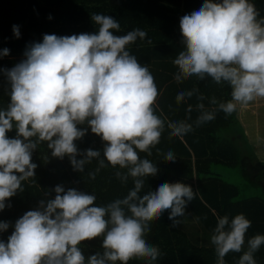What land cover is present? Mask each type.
<instances>
[{"label":"clouds","instance_id":"9594fccd","mask_svg":"<svg viewBox=\"0 0 264 264\" xmlns=\"http://www.w3.org/2000/svg\"><path fill=\"white\" fill-rule=\"evenodd\" d=\"M258 17L250 0H205L199 10L180 18L184 50L173 60L176 82L211 78L231 88L227 102L211 99L216 109L197 104V127L214 120L216 111L231 115L264 97V18ZM91 19L97 32L44 34L42 42L26 46L21 62L0 69L11 85L10 103L0 110V211L10 207L6 201L18 190L23 191L22 182L35 176L32 154L41 142H47L53 157L67 156L80 173L98 160L97 169L88 173L92 180L106 167L105 160L126 169L115 175L124 183L131 177L134 187L125 197L97 206L94 193L55 186L54 199L40 200L36 210L15 222L7 242L0 240V264H128L133 257L147 258L151 264L161 253L144 238L149 222L169 211L170 227H178L187 205L199 194L198 189L176 182L141 195L145 178L157 175L158 168L139 152L152 155L150 149L159 143L166 123L155 114L159 93L152 73L127 50L137 39L145 40L147 33L137 28L117 36L113 30L120 31L121 26L111 16L93 13ZM13 33L20 37L18 26H13ZM8 55L9 49L0 50V57ZM198 91L179 92L177 103ZM85 123L105 142L104 159L98 150L78 151L74 142L88 131L78 125ZM14 126L17 135L9 138L6 134ZM167 128L170 137H183L193 131V124L167 121ZM164 159L174 162L176 156L168 151ZM9 226L0 221V233ZM250 227L251 221L242 213L231 219L217 217L211 236L217 264H226L229 252L242 251ZM97 237H103V252L86 260L80 245ZM262 245L264 235L248 239L237 264H257L254 254Z\"/></svg>","mask_w":264,"mask_h":264},{"label":"trees","instance_id":"16d2710c","mask_svg":"<svg viewBox=\"0 0 264 264\" xmlns=\"http://www.w3.org/2000/svg\"><path fill=\"white\" fill-rule=\"evenodd\" d=\"M250 2L259 12L258 19L264 18V0ZM204 3L205 0H0V50L9 49L8 56L0 57V69H11L21 62L26 46L42 42L44 34L71 36L97 32L98 26L91 19L93 13L111 16L119 22L121 29L113 30L114 35H125L137 28L147 33L145 40L137 39L127 46V50L152 73L159 93L154 105L158 106L155 114L166 119V123L159 143L150 149L152 155L139 152L142 159L151 160L158 168L157 175L145 178L141 195L155 191L163 183L182 182L194 191L199 190L187 205L186 215L180 218L178 227H170L169 211L149 222L150 231L144 238L161 253L151 264H217L211 242L217 217L227 215L231 219L242 213L251 221L244 248L240 253L229 252L224 258L226 264H237L246 250L247 240L257 234L264 235V159L249 142L238 111L231 115L216 111L214 120L198 127L195 125L200 115L197 104L203 103L206 110L216 109L217 105L211 104V99L215 97L218 103L230 100V86L224 82L217 84L211 78L201 81L192 77L180 83L174 79L178 69L173 60L184 50L180 18L199 10ZM14 25L19 27V38L13 33ZM194 88L199 91L177 103L179 92L186 93ZM10 92L11 85L0 71V110L10 103ZM199 95L205 99L198 100ZM167 121H186L193 124V131L183 137H170ZM78 127L88 129L82 139L74 142L78 151L98 150L100 159H104L105 142L101 137L93 134L87 123ZM6 135L14 138L17 135L15 126ZM168 151L175 154L174 162L165 161L164 155ZM32 162L37 165L35 176L22 182L23 191L18 190L6 201L10 207L0 211V221L10 225L7 231L0 233V240L5 243L20 217L27 211L36 210L40 200L54 199L53 189L57 185L64 186L65 190L75 188L94 193L97 206L125 197L134 187L131 177L124 183L115 175L116 171L126 172V169L113 167L106 160V167L100 169L94 180L88 173L99 166L96 159L85 166L83 173L74 171L67 156L63 159L52 156L47 142H41L33 152ZM233 169L239 171L242 182L231 180L235 173ZM245 186L249 192L244 191ZM102 243L103 237L81 243L86 260L96 252H103ZM254 258L257 264H264V245ZM128 264H149V260L133 257Z\"/></svg>","mask_w":264,"mask_h":264},{"label":"crops","instance_id":"0c3cea01","mask_svg":"<svg viewBox=\"0 0 264 264\" xmlns=\"http://www.w3.org/2000/svg\"><path fill=\"white\" fill-rule=\"evenodd\" d=\"M220 99V98H218ZM223 99V98H222ZM255 101V100H254ZM253 103L250 102L247 106H243V107H238L237 111H238V117H239V112L241 113L244 109L246 110V114L247 116H245L244 114L241 115L242 118L239 117L243 127H244V130H245V133L249 139V142L255 146V149H256V152L258 154V156L262 159H264V157H262V154L260 153V139L258 140V136H263L264 135V122L262 124L261 121L263 120L264 121V115H263V112H258V111H254V108L255 107H252ZM257 112V113H256ZM256 113V114H254ZM246 125H244V123ZM256 123L258 125V127H256ZM252 126V127H251ZM254 131V133L252 132ZM262 143H264V141H262Z\"/></svg>","mask_w":264,"mask_h":264},{"label":"rangeland","instance_id":"374dc122","mask_svg":"<svg viewBox=\"0 0 264 264\" xmlns=\"http://www.w3.org/2000/svg\"><path fill=\"white\" fill-rule=\"evenodd\" d=\"M252 103L253 104L251 106L255 107L252 112H254L256 110L258 112H263V115H264V97H257L255 99V101H252ZM256 113H254V114H256ZM240 114L241 115H243V114L245 115L246 114V110L244 109L241 113L239 112V117L242 118V116ZM245 116H247V115H245ZM263 122L264 121L262 120L260 124H262ZM243 123H244V121H243ZM244 125H246V124L244 123ZM256 127H258L257 123H256ZM262 127H264V126H262ZM252 132L254 133V131H252ZM259 139H260V143H261V144H259L260 145V150L259 151L262 154V157H264V143H262V141H264V135L260 136V137L258 136V140ZM223 168H227V167H223ZM227 169H230V168H227ZM233 170H234L235 173L231 177V180L234 181V182H242V179L240 177L239 171L235 170V169H233ZM244 191H248L249 192V189L245 186Z\"/></svg>","mask_w":264,"mask_h":264}]
</instances>
